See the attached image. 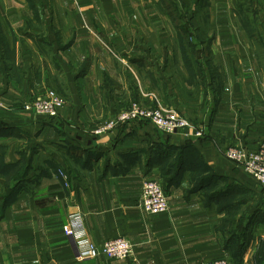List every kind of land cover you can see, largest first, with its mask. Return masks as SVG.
<instances>
[{"label": "crops", "instance_id": "obj_1", "mask_svg": "<svg viewBox=\"0 0 264 264\" xmlns=\"http://www.w3.org/2000/svg\"><path fill=\"white\" fill-rule=\"evenodd\" d=\"M50 89L57 116L19 108ZM154 96L204 137L94 134ZM0 98L15 108H0V264H264V188L224 154L264 143V0H0ZM146 180L167 212L138 206ZM78 209L93 242L126 237L133 256L77 259Z\"/></svg>", "mask_w": 264, "mask_h": 264}, {"label": "built area", "instance_id": "obj_2", "mask_svg": "<svg viewBox=\"0 0 264 264\" xmlns=\"http://www.w3.org/2000/svg\"><path fill=\"white\" fill-rule=\"evenodd\" d=\"M155 105L147 102H132L128 109L121 110L112 118L98 124L93 130L94 134L102 135L118 128L120 125L149 121L161 131L176 133L184 128L193 127L196 136L204 135V128L192 125L189 120L175 110L162 107L157 98ZM64 105V100L53 89L34 101L22 104L25 111L34 112L42 116H57L59 109ZM0 108L15 109L2 101ZM225 156L237 166L252 176L257 183L264 188V143L255 150L242 147H229L224 151ZM58 174L67 178L64 171ZM138 206L150 214L165 213L169 210V198L162 184L158 180H146L142 187V193ZM84 213L78 209L71 212L63 224V233L70 238L74 244L76 258L80 260L95 259L107 256L112 259H128L133 256L134 246L126 237H117L98 245L93 242L85 229ZM206 264H255L249 261L230 260L228 258H217L206 262Z\"/></svg>", "mask_w": 264, "mask_h": 264}, {"label": "rangeland", "instance_id": "obj_3", "mask_svg": "<svg viewBox=\"0 0 264 264\" xmlns=\"http://www.w3.org/2000/svg\"><path fill=\"white\" fill-rule=\"evenodd\" d=\"M132 104V103H131ZM128 109V108H127ZM123 110H125V109H123ZM112 259V258H111ZM250 262V261H249ZM252 262V261H251ZM253 263H255V262H253ZM256 264V263H255Z\"/></svg>", "mask_w": 264, "mask_h": 264}, {"label": "bare ground", "instance_id": "obj_4", "mask_svg": "<svg viewBox=\"0 0 264 264\" xmlns=\"http://www.w3.org/2000/svg\"><path fill=\"white\" fill-rule=\"evenodd\" d=\"M204 137V136H203Z\"/></svg>", "mask_w": 264, "mask_h": 264}]
</instances>
